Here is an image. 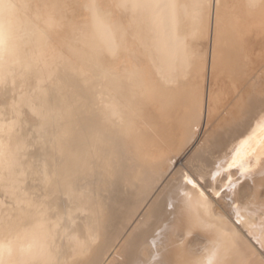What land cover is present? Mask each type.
Returning a JSON list of instances; mask_svg holds the SVG:
<instances>
[{
  "label": "bare ground",
  "instance_id": "1",
  "mask_svg": "<svg viewBox=\"0 0 264 264\" xmlns=\"http://www.w3.org/2000/svg\"><path fill=\"white\" fill-rule=\"evenodd\" d=\"M262 116L264 0H0V264H201L184 180Z\"/></svg>",
  "mask_w": 264,
  "mask_h": 264
},
{
  "label": "snow or ice",
  "instance_id": "2",
  "mask_svg": "<svg viewBox=\"0 0 264 264\" xmlns=\"http://www.w3.org/2000/svg\"><path fill=\"white\" fill-rule=\"evenodd\" d=\"M257 170L262 178L258 187L253 182V173ZM184 183L195 192L196 209L207 220L219 225L218 232L223 238L222 244L201 264H253L244 246L251 242L264 250V116L258 118L244 136L213 160L207 189L188 177ZM246 183L252 185L250 192L245 189ZM182 195L191 201L188 192ZM221 197L228 203L231 220L214 215ZM239 226H243V231L239 230ZM221 246L224 257L217 258ZM234 250L240 252L241 258L230 262L226 257Z\"/></svg>",
  "mask_w": 264,
  "mask_h": 264
},
{
  "label": "rangeland",
  "instance_id": "3",
  "mask_svg": "<svg viewBox=\"0 0 264 264\" xmlns=\"http://www.w3.org/2000/svg\"><path fill=\"white\" fill-rule=\"evenodd\" d=\"M190 150V151H189ZM191 151H193V148H190V149H188L183 155H181L177 160H176V168L179 166V165H181L182 163V165H184V163L186 162V160H187V157L191 154L190 152ZM188 155V156H187ZM186 157V158H185ZM185 160V162H183ZM181 165V166H182Z\"/></svg>",
  "mask_w": 264,
  "mask_h": 264
}]
</instances>
